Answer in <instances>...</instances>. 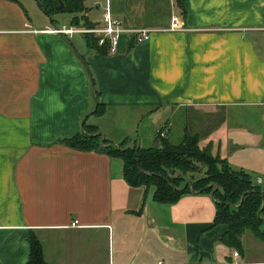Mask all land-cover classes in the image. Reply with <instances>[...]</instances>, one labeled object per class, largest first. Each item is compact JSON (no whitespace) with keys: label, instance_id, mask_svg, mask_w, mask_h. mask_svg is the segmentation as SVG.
Instances as JSON below:
<instances>
[{"label":"crops","instance_id":"obj_1","mask_svg":"<svg viewBox=\"0 0 264 264\" xmlns=\"http://www.w3.org/2000/svg\"><path fill=\"white\" fill-rule=\"evenodd\" d=\"M84 6L95 26L106 6L120 26L149 36L121 33L113 52H97L82 34L46 31L54 25L34 0H0V264H25L31 235L46 264H264L250 233L236 257L218 241L225 226L211 224L209 194L156 203L152 188L124 182L118 158L61 142L85 122L113 144L142 147L138 128L153 121L173 142L183 130L197 134L198 146L262 186L264 0ZM68 17L55 26H69ZM171 17L181 30L168 29Z\"/></svg>","mask_w":264,"mask_h":264},{"label":"trees","instance_id":"obj_2","mask_svg":"<svg viewBox=\"0 0 264 264\" xmlns=\"http://www.w3.org/2000/svg\"><path fill=\"white\" fill-rule=\"evenodd\" d=\"M52 25L62 14L70 16L73 26H93L85 17L84 0H34ZM181 7L182 0H175ZM88 47L97 52H106L107 44L96 45L97 37L82 34ZM95 107L91 114L100 117L105 106L98 101L93 89ZM155 134L156 145L136 147V141L127 145L124 138L113 144L101 138L97 126L83 122L81 131L61 142L79 150L95 149L118 158L121 162L122 178L130 187L152 188L151 200L171 204L185 193L211 194L214 202L212 225L222 224L225 230L218 238L223 245L242 252L241 235L250 233L264 247V184L252 181L251 175L243 169L232 168L228 162L210 153L208 147L198 146V136L183 130L176 142ZM195 172H201L194 177ZM190 182L183 186L184 182ZM214 185H217L216 189ZM259 211V214H258ZM25 264H46L39 240L30 236L29 257Z\"/></svg>","mask_w":264,"mask_h":264},{"label":"built area","instance_id":"obj_3","mask_svg":"<svg viewBox=\"0 0 264 264\" xmlns=\"http://www.w3.org/2000/svg\"><path fill=\"white\" fill-rule=\"evenodd\" d=\"M169 30H181L182 26L176 20V18L171 17ZM46 31L52 32L58 35H71V34H92L97 37L96 45L101 46L107 44V51L111 53L114 51V47L118 41V37L121 33H128L132 36L133 42H140L145 40L149 36L150 29L147 28H124L120 26L118 21L113 18L108 8L105 6L104 14L102 17V22L99 25L93 26H52ZM165 130L162 129L158 133L159 136H163ZM233 256H237V252L233 251ZM155 264H162L157 262Z\"/></svg>","mask_w":264,"mask_h":264},{"label":"rangeland","instance_id":"obj_4","mask_svg":"<svg viewBox=\"0 0 264 264\" xmlns=\"http://www.w3.org/2000/svg\"><path fill=\"white\" fill-rule=\"evenodd\" d=\"M69 19H68V21H69V23H68V25L69 26H73L72 24H71V22H70V17H68ZM75 38H81L80 37V35H75L74 36ZM155 118V117H154ZM153 123V121H150V122H147V123H144L143 125H142V127L141 128H138V133L140 134V135H142V138H143V142H142V139H141V142H142V147H144V146H152V145H156V140H155V138H156V136H155V134H156V132H157V129L155 130V124H153V125H151V124ZM131 125V123L127 126V128L128 129H130V126ZM126 126V124H124L123 125V127L122 128H124ZM132 130H133V133H130L129 131V133H130V135L132 136V135H135V133H137V132H134V129L132 128ZM97 132H98V129H97ZM100 134H102V133H100ZM103 135V134H102ZM147 137L148 138V136H149V140L147 139V142H145V139H144V137ZM135 137H136V135H135ZM135 137H133V138H135ZM175 136H174V134H169V136H168V138L172 141L173 140V138H174ZM132 138V139H133ZM137 144V143H136ZM207 144H205V143H203V141L201 140L200 141V143H199V147L200 148H202V147H208V146H206ZM210 151V153H213V152H211V150H209ZM213 155V154H212ZM214 156H215V154H214ZM201 174V172H195L194 173V177H196L197 175H200ZM150 189L151 188H148V190L150 191Z\"/></svg>","mask_w":264,"mask_h":264},{"label":"water","instance_id":"obj_5","mask_svg":"<svg viewBox=\"0 0 264 264\" xmlns=\"http://www.w3.org/2000/svg\"><path fill=\"white\" fill-rule=\"evenodd\" d=\"M92 91H93V88H92ZM93 102H94V107H95V98L94 97H93ZM94 107H93V110H94ZM100 135H101V138H103V135L102 134H100ZM137 146H138V143L136 144V147ZM186 184H188L189 187L191 186L190 182H188V181L184 182L183 186H185ZM216 188H217V185H214V188L213 189H216ZM209 195L211 197V194H209ZM258 214H259V211H258ZM263 231H264V228H261V232H263Z\"/></svg>","mask_w":264,"mask_h":264}]
</instances>
